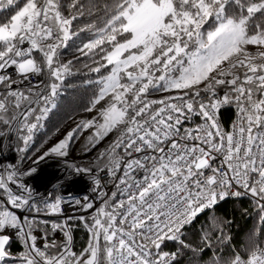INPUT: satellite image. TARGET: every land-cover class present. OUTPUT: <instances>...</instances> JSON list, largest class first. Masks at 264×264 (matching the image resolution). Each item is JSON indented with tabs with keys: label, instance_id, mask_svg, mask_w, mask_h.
<instances>
[{
	"label": "snow or ice",
	"instance_id": "snow-or-ice-1",
	"mask_svg": "<svg viewBox=\"0 0 264 264\" xmlns=\"http://www.w3.org/2000/svg\"><path fill=\"white\" fill-rule=\"evenodd\" d=\"M81 76L90 115L49 143ZM77 143L63 179L93 195L39 196ZM244 199L237 245L219 209ZM0 264H264V0H0Z\"/></svg>",
	"mask_w": 264,
	"mask_h": 264
},
{
	"label": "trees",
	"instance_id": "trees-1",
	"mask_svg": "<svg viewBox=\"0 0 264 264\" xmlns=\"http://www.w3.org/2000/svg\"><path fill=\"white\" fill-rule=\"evenodd\" d=\"M65 55L68 58H72V52L66 51ZM72 83L76 87L69 85L62 94V102L58 110H55L51 114L49 121L46 122V129L49 134L59 127L60 131L57 132L53 139L49 143H54V139L67 129L73 122L77 120L79 116L85 112V106L89 103V99L92 95L90 90H87L82 86L81 81L84 79L81 77L70 78ZM44 139V135L41 134L37 138L36 144L33 147H37L40 141ZM31 161H25V164H30ZM250 212V214H248ZM219 214L226 215L229 219L233 221L231 225V235L233 241L237 245H242L246 234L255 226L259 228V220L255 216V209L252 207L247 199L242 202H229L223 208L219 209ZM50 221H55L57 219H62L58 216L47 217ZM199 227V225H197ZM85 234L81 230L75 232V237L78 242H80Z\"/></svg>",
	"mask_w": 264,
	"mask_h": 264
},
{
	"label": "rangeland",
	"instance_id": "rangeland-1",
	"mask_svg": "<svg viewBox=\"0 0 264 264\" xmlns=\"http://www.w3.org/2000/svg\"><path fill=\"white\" fill-rule=\"evenodd\" d=\"M88 115H90L89 113H87V112H84V113H82L80 116H79V118H77V121L79 120V119H81L82 117H86V116H88ZM74 125H73V122H72V124L67 128V129H65V130H63V132L62 133H60L55 139H54V142H56V141H58L59 139H61L62 137H63V135L64 134H66V132L68 131V130H70L72 127H73ZM11 140H14L15 138L14 137H12V138H10ZM79 148H80V144L79 143H77L74 147H73V149H72V151H71V154H70V156L68 157V161H65V160H63V159H61V158H56V157H49V158H47V159H45V160H43V161H41L40 162V164L37 166V171H36V173L33 175V176H36V177H38L37 179H39V178H41V179H46V178H48L47 176H43V174H51V172H52V168H58L59 169V174H58V176L57 177H62V180L61 181H57V182H55L54 183V181L55 180H51L50 182H43V184H45V186H38V185H36V186H34V184L32 185V183H29L30 185H31V187L33 188V190L39 195V196H44V195H47L49 192H51V190L53 189L52 187H54V186H57L56 184L57 183H61V182H63V185H65V184H67V182H69V181H64V176L66 175V171H65V166H66V164L67 163H71L72 161H75V162H79L81 159H85V157H82L81 155H80V153H79ZM15 155H16V152H15V150L14 149H12V150H10L9 151V153H8V158L9 159H12V158H14L15 157ZM30 164H32V162L30 163ZM27 165H29V164H27ZM32 166H36V165H32ZM81 177H85V176H81ZM58 178V179H59ZM79 181L80 180V176H75L70 182H72V181ZM74 181V182H75ZM59 185V184H58ZM69 185H72V184H69ZM64 190V187L61 189V192H62V195L63 196H66V194L67 193H69V194H71V192H65V191H63ZM64 193H65V195H64ZM77 193H79L78 195H80V197H82V196H84L85 194H87V187H84L83 189H81V188H79L78 189V192ZM67 197V196H66ZM73 214H79L78 212H75V213H73V212H70L69 214H67L66 216H69V215H73ZM52 216H57V215H52Z\"/></svg>",
	"mask_w": 264,
	"mask_h": 264
},
{
	"label": "bare ground",
	"instance_id": "bare-ground-1",
	"mask_svg": "<svg viewBox=\"0 0 264 264\" xmlns=\"http://www.w3.org/2000/svg\"><path fill=\"white\" fill-rule=\"evenodd\" d=\"M58 174H59V169L57 168H52V172H51V174H43V176H47L48 178H46V179H41V178H39V179H37L38 177H36V176H31V177H29L28 178V182L29 183H32V185L34 184V186H36V185H38V186H45V184H43V182H50L51 180H55L54 181V183L55 182H57V181H61L62 180V177H57L58 176ZM59 178V179H58ZM57 180V181H56ZM89 178L87 177V176H85V177H81L80 176V180L79 181H72V182H67V184H65V185H68V184H72L71 185V187L74 189V188H79V187H81V189L83 188V187H86V186H89L90 184H88V182H89ZM91 186V185H90ZM70 187V188H71Z\"/></svg>",
	"mask_w": 264,
	"mask_h": 264
},
{
	"label": "built area",
	"instance_id": "built-area-1",
	"mask_svg": "<svg viewBox=\"0 0 264 264\" xmlns=\"http://www.w3.org/2000/svg\"><path fill=\"white\" fill-rule=\"evenodd\" d=\"M58 184H61L60 182L59 183H57L56 185H58ZM88 184H90L89 186H86L87 187V194H85L84 196H82V197H86V196H90V195H93V193H92V183H91V181L89 180V182H88ZM64 187V190L63 191H65L66 193L67 192H71V194H69V193H67L66 194V196L67 197H72V198H80V195H78L79 193H77L78 192V189L79 188H81V187H79V188H72L71 187V185H63L62 186V188ZM71 187V188H70ZM53 188V187H52ZM84 188V187H83ZM82 188V189H83ZM109 188H111V185H109ZM107 190V189H106ZM64 195H65V193H64ZM65 196V197H66ZM97 203H99V201H97ZM63 210H64V214L65 215H67V214H69L70 212H73V213H75V212H77V210L74 208V207H72V206H70L69 204H64L63 205Z\"/></svg>",
	"mask_w": 264,
	"mask_h": 264
}]
</instances>
